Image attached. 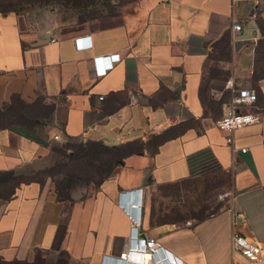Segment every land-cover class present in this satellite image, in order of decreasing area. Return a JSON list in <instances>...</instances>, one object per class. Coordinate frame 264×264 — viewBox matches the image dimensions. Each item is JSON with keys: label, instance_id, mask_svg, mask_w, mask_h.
I'll use <instances>...</instances> for the list:
<instances>
[{"label": "crops", "instance_id": "crops-1", "mask_svg": "<svg viewBox=\"0 0 264 264\" xmlns=\"http://www.w3.org/2000/svg\"><path fill=\"white\" fill-rule=\"evenodd\" d=\"M26 17L0 14V110H24L0 129V264H121L131 231L122 206L142 194L143 231L184 263L250 264L234 233L264 256V0H136L60 27ZM238 90L257 92L239 111L259 122L229 134L216 122ZM67 140L137 152L64 199L30 174ZM205 176L227 179L220 208L152 225L155 190Z\"/></svg>", "mask_w": 264, "mask_h": 264}, {"label": "rangeland", "instance_id": "rangeland-1", "mask_svg": "<svg viewBox=\"0 0 264 264\" xmlns=\"http://www.w3.org/2000/svg\"><path fill=\"white\" fill-rule=\"evenodd\" d=\"M67 8L61 0H0L1 12L26 15L29 23L38 22L40 27L63 25V19L74 14L71 10L67 11ZM17 111L24 112L19 104L15 106L12 115L15 116ZM17 120H20V116L14 117L12 121L17 123ZM84 144L85 142L80 140H67L56 145L53 157L36 166L30 174V179L42 185H50L57 197L64 199L77 191H87L93 181L99 182L111 167V163L100 161L108 159L107 155L87 158L84 154H79ZM223 178H197L187 182L178 191L172 188L157 189L152 195V200L157 209L169 206V211L178 209L177 214L185 218L199 219L216 211L225 203L220 199V196L228 191L226 183H223L227 179ZM228 181L230 183V180ZM67 260L66 256H61L58 260L48 261V264Z\"/></svg>", "mask_w": 264, "mask_h": 264}, {"label": "built area", "instance_id": "built-area-1", "mask_svg": "<svg viewBox=\"0 0 264 264\" xmlns=\"http://www.w3.org/2000/svg\"><path fill=\"white\" fill-rule=\"evenodd\" d=\"M253 17H256L254 15ZM234 32H241L242 25L235 23L233 25ZM48 34H51L49 31ZM85 38H78L75 40V45L78 49L85 48ZM57 42L56 39L52 40ZM95 74L97 77H102L107 73L105 68L104 58H96L94 60ZM103 100V97L100 98ZM257 102V92L255 90H238L235 93L230 105L228 106L224 115L217 120L216 127L223 132L233 134L237 130L251 126L259 122V116L252 113H242L239 111L240 106L250 105L254 106ZM56 140H59V136H55ZM233 139L230 137L228 143L232 144ZM237 152V150H233ZM241 152L246 153L247 149H242ZM139 191L143 192L142 189ZM227 194L220 196L221 200H224ZM143 194L138 196L136 205L131 208L122 206L128 218L131 221V231L128 238L126 249L118 258L124 264H186L179 258L170 253L161 241L155 237L149 236L143 231ZM188 226H192L191 221L187 222ZM233 250L241 254L250 264H264V256L262 248L246 239L239 233H234L232 237ZM149 259L146 260V257ZM105 260V258H104ZM104 260L102 264H104Z\"/></svg>", "mask_w": 264, "mask_h": 264}, {"label": "trees", "instance_id": "trees-1", "mask_svg": "<svg viewBox=\"0 0 264 264\" xmlns=\"http://www.w3.org/2000/svg\"><path fill=\"white\" fill-rule=\"evenodd\" d=\"M66 4L67 11L71 10L74 14L80 16H98V17H106V16H114L119 13V9L121 6L136 1V0H61ZM13 12V11H12ZM0 14H9L8 12H1ZM14 116L12 115V110H0V129L9 128L10 126L16 124V122L12 121ZM81 153L84 154L87 158H92L93 156H105L108 159L100 160L103 163H111V167L106 171L105 175L97 182H103L109 175L114 171L115 167H117L128 155L129 153L135 151L134 146H120V147H107L102 143H94L89 142L85 143L84 146L81 147ZM137 152V150H136ZM69 179V178H68ZM34 180V179H32ZM36 181V180H35ZM163 188H172L173 186H162L158 190ZM71 195L67 196L69 198ZM61 198V197H59ZM166 199V198H165ZM169 206H164L159 209L155 208L153 204L151 206V223L162 224L166 222L176 221L178 217H181L180 214H177L178 209H173L169 211ZM175 210V212H174ZM176 215H175V214ZM11 264H24L20 262H13ZM34 264H48V262L44 259H39ZM58 264H69L68 260L61 261Z\"/></svg>", "mask_w": 264, "mask_h": 264}, {"label": "bare ground", "instance_id": "bare-ground-1", "mask_svg": "<svg viewBox=\"0 0 264 264\" xmlns=\"http://www.w3.org/2000/svg\"><path fill=\"white\" fill-rule=\"evenodd\" d=\"M148 259H149V256L146 257V260H148ZM118 262L121 263V264H124V262H122L120 260ZM105 264H108V263L106 262Z\"/></svg>", "mask_w": 264, "mask_h": 264}]
</instances>
